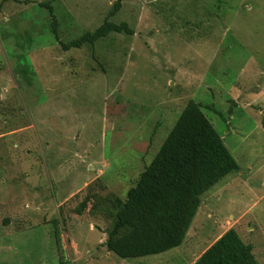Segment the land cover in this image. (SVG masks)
<instances>
[{
    "label": "rangeland",
    "instance_id": "rangeland-1",
    "mask_svg": "<svg viewBox=\"0 0 264 264\" xmlns=\"http://www.w3.org/2000/svg\"><path fill=\"white\" fill-rule=\"evenodd\" d=\"M0 6V264H193L231 228L264 264V0ZM107 20L130 32L64 48ZM190 99L240 170L183 245L124 259L106 246L117 211Z\"/></svg>",
    "mask_w": 264,
    "mask_h": 264
},
{
    "label": "trees",
    "instance_id": "trees-1",
    "mask_svg": "<svg viewBox=\"0 0 264 264\" xmlns=\"http://www.w3.org/2000/svg\"><path fill=\"white\" fill-rule=\"evenodd\" d=\"M20 1V0H16ZM120 1L117 7L120 6ZM48 6L57 39L58 18ZM1 7V6H0ZM130 32L127 24L105 21L63 46L69 50L95 44L112 32ZM203 104L190 99L158 153L121 202L106 241L108 250L124 259L164 253L184 244L202 197L227 175L240 170L238 161ZM62 264L66 262L62 261ZM193 264H259L252 244L231 228Z\"/></svg>",
    "mask_w": 264,
    "mask_h": 264
},
{
    "label": "crops",
    "instance_id": "crops-1",
    "mask_svg": "<svg viewBox=\"0 0 264 264\" xmlns=\"http://www.w3.org/2000/svg\"><path fill=\"white\" fill-rule=\"evenodd\" d=\"M141 258V257H140Z\"/></svg>",
    "mask_w": 264,
    "mask_h": 264
}]
</instances>
